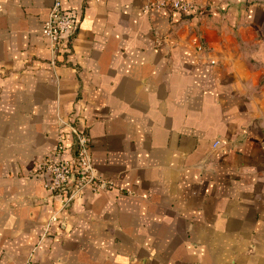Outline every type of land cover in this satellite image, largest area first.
<instances>
[{"label": "crops", "instance_id": "crops-1", "mask_svg": "<svg viewBox=\"0 0 264 264\" xmlns=\"http://www.w3.org/2000/svg\"><path fill=\"white\" fill-rule=\"evenodd\" d=\"M147 1L62 0L51 66L52 0H0V264H264V0ZM68 118L114 187L41 240L59 202L36 165Z\"/></svg>", "mask_w": 264, "mask_h": 264}, {"label": "built area", "instance_id": "built-area-1", "mask_svg": "<svg viewBox=\"0 0 264 264\" xmlns=\"http://www.w3.org/2000/svg\"><path fill=\"white\" fill-rule=\"evenodd\" d=\"M197 9V0H150L143 5L145 12L166 10L184 16ZM76 26V12L65 9L62 0H52L41 27L52 53L49 61L51 66H55L58 55L67 50ZM198 50L202 51L203 47L199 46ZM61 128L64 130H60L51 153L36 165L37 172L46 175L44 187L59 202L58 210L49 216L44 225L41 240L51 235V227L60 222L59 214L67 210L84 191L94 194L114 187V182L101 176L92 164L91 142L87 131L80 129L69 118L61 123ZM35 249L24 264H34Z\"/></svg>", "mask_w": 264, "mask_h": 264}]
</instances>
